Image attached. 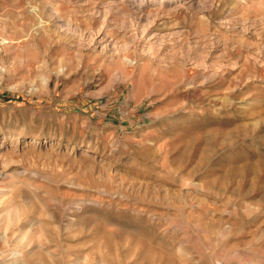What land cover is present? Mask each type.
<instances>
[{
  "label": "rangeland",
  "instance_id": "rangeland-1",
  "mask_svg": "<svg viewBox=\"0 0 264 264\" xmlns=\"http://www.w3.org/2000/svg\"><path fill=\"white\" fill-rule=\"evenodd\" d=\"M0 264H264V0H0Z\"/></svg>",
  "mask_w": 264,
  "mask_h": 264
}]
</instances>
